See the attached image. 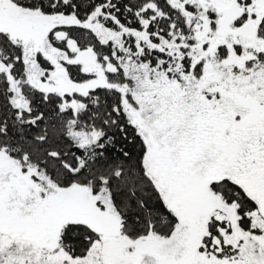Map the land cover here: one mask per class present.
I'll list each match as a JSON object with an SVG mask.
<instances>
[{
    "label": "snow or ice",
    "instance_id": "obj_1",
    "mask_svg": "<svg viewBox=\"0 0 264 264\" xmlns=\"http://www.w3.org/2000/svg\"><path fill=\"white\" fill-rule=\"evenodd\" d=\"M0 264H264V0H0Z\"/></svg>",
    "mask_w": 264,
    "mask_h": 264
}]
</instances>
